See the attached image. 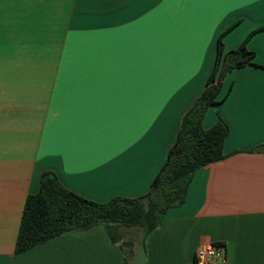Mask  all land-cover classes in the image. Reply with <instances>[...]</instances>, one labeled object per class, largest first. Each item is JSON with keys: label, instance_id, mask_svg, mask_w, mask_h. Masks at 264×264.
I'll return each mask as SVG.
<instances>
[{"label": "crops", "instance_id": "obj_1", "mask_svg": "<svg viewBox=\"0 0 264 264\" xmlns=\"http://www.w3.org/2000/svg\"><path fill=\"white\" fill-rule=\"evenodd\" d=\"M224 53L253 65L222 79L203 126L229 128L225 159L198 169L134 254L104 226L15 255L44 172L93 202L145 196L185 114ZM196 264L205 242L228 264H264V0H0V264Z\"/></svg>", "mask_w": 264, "mask_h": 264}, {"label": "trees", "instance_id": "obj_2", "mask_svg": "<svg viewBox=\"0 0 264 264\" xmlns=\"http://www.w3.org/2000/svg\"><path fill=\"white\" fill-rule=\"evenodd\" d=\"M253 56L254 53L246 48V41L238 49L225 54L223 35L218 38L217 56L206 88L183 117L168 161L145 196L136 199L118 197L107 203H97L67 190L53 173L44 172L39 192L26 200L15 255L65 232L99 225L107 228L114 242L121 239L119 228H139L145 242L170 209L185 204L195 172L225 159L223 148L229 135L227 124L219 118L212 128L205 129L203 121L209 108L222 101L218 99L222 79L234 69L253 65ZM122 246L129 247L134 254V240H124Z\"/></svg>", "mask_w": 264, "mask_h": 264}, {"label": "built area", "instance_id": "obj_3", "mask_svg": "<svg viewBox=\"0 0 264 264\" xmlns=\"http://www.w3.org/2000/svg\"><path fill=\"white\" fill-rule=\"evenodd\" d=\"M196 264H228V257L224 248L219 244L205 242L198 247Z\"/></svg>", "mask_w": 264, "mask_h": 264}, {"label": "rangeland", "instance_id": "obj_4", "mask_svg": "<svg viewBox=\"0 0 264 264\" xmlns=\"http://www.w3.org/2000/svg\"><path fill=\"white\" fill-rule=\"evenodd\" d=\"M118 233L119 237H123L125 241L129 239L138 241L142 237V230L139 228H119Z\"/></svg>", "mask_w": 264, "mask_h": 264}, {"label": "water", "instance_id": "obj_5", "mask_svg": "<svg viewBox=\"0 0 264 264\" xmlns=\"http://www.w3.org/2000/svg\"><path fill=\"white\" fill-rule=\"evenodd\" d=\"M128 264H146V250L142 242L138 243L135 255L128 261Z\"/></svg>", "mask_w": 264, "mask_h": 264}]
</instances>
